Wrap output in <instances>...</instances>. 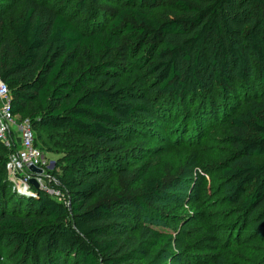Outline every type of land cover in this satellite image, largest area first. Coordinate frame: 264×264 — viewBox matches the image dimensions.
I'll return each mask as SVG.
<instances>
[{
	"label": "trees",
	"instance_id": "1",
	"mask_svg": "<svg viewBox=\"0 0 264 264\" xmlns=\"http://www.w3.org/2000/svg\"><path fill=\"white\" fill-rule=\"evenodd\" d=\"M11 1L0 0V79L14 115L110 148L157 124L172 123L185 138L222 123L237 154L221 171L225 204L250 235L264 236V0H115L109 8L24 0V12L7 18ZM72 4L83 17L70 18ZM9 155L0 144V261L202 264L199 243L151 261L153 249L177 238L159 226L180 221L148 202L165 194L157 159L118 170L124 187L115 193L111 174L96 170L108 152L67 157L60 178L47 183L65 195L58 201L33 186L27 197L13 190ZM130 222L140 237L128 239Z\"/></svg>",
	"mask_w": 264,
	"mask_h": 264
},
{
	"label": "rangeland",
	"instance_id": "2",
	"mask_svg": "<svg viewBox=\"0 0 264 264\" xmlns=\"http://www.w3.org/2000/svg\"><path fill=\"white\" fill-rule=\"evenodd\" d=\"M100 1L101 5L108 8L117 5L113 2L115 0ZM53 3L55 1L51 0L50 4ZM8 4L10 9L7 18L17 17L24 12V0ZM75 11V4L67 8L70 18L83 17V14ZM168 12L166 5L158 10L160 16ZM96 21L106 23L102 18ZM116 57L121 65L128 64L124 56ZM15 120L20 124L26 121V117L16 115ZM172 126V123L162 127L157 124L153 128L127 134L121 139L120 146L115 148L92 143L69 131L46 132L32 127L36 144L46 159L40 185L47 186L49 181L60 178L66 168L67 157L89 152L100 156L101 152H108L103 168L102 165L97 166L96 170L110 173L108 188L120 193L124 185L117 174L118 170L127 169L132 172L141 161L157 159L166 183L165 194L161 199L152 198L148 202L163 214L171 218L174 216L180 221L172 218L177 221L176 225L159 226L177 238L165 246L153 249L151 261L161 253L165 256V251L182 254L186 246L199 243L201 248L195 253L200 256L202 264H264V236L250 235L246 222L240 223V218L225 204L228 185L221 171L237 162V154L226 140L228 127L217 122L208 125L198 136L188 133L182 138L179 132H176L177 136L172 132ZM12 140H19L17 127ZM137 187L134 185L131 189ZM129 227H135L129 240L141 236L139 225L130 222ZM183 263L185 257L182 262L174 264ZM0 264H12V260L6 256ZM166 264H170V261Z\"/></svg>",
	"mask_w": 264,
	"mask_h": 264
},
{
	"label": "built area",
	"instance_id": "3",
	"mask_svg": "<svg viewBox=\"0 0 264 264\" xmlns=\"http://www.w3.org/2000/svg\"><path fill=\"white\" fill-rule=\"evenodd\" d=\"M11 109V94L8 86L0 79V144L10 153L7 164L9 181L13 190L21 195L31 194V180L35 179L39 185L45 172L46 159L44 153L35 146V136L28 120L17 123ZM19 131V140L14 142L12 135ZM42 169L39 174L32 168ZM50 196L58 201H63L65 195L52 187L40 185Z\"/></svg>",
	"mask_w": 264,
	"mask_h": 264
},
{
	"label": "water",
	"instance_id": "4",
	"mask_svg": "<svg viewBox=\"0 0 264 264\" xmlns=\"http://www.w3.org/2000/svg\"><path fill=\"white\" fill-rule=\"evenodd\" d=\"M32 170L36 173H39V174H42L43 173V170L42 169H37V168H32ZM31 185L36 188V189H39L40 188V185L39 183L35 180V179H32L31 180Z\"/></svg>",
	"mask_w": 264,
	"mask_h": 264
}]
</instances>
